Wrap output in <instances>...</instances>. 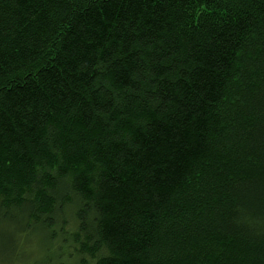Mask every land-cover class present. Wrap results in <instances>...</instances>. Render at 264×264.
Wrapping results in <instances>:
<instances>
[{
    "label": "trees",
    "instance_id": "obj_1",
    "mask_svg": "<svg viewBox=\"0 0 264 264\" xmlns=\"http://www.w3.org/2000/svg\"><path fill=\"white\" fill-rule=\"evenodd\" d=\"M0 222L6 264L32 228L50 264H264V0H0Z\"/></svg>",
    "mask_w": 264,
    "mask_h": 264
},
{
    "label": "rangeland",
    "instance_id": "obj_2",
    "mask_svg": "<svg viewBox=\"0 0 264 264\" xmlns=\"http://www.w3.org/2000/svg\"><path fill=\"white\" fill-rule=\"evenodd\" d=\"M3 230L4 231L11 230L13 232L12 229L5 226V223L0 222V231H3ZM30 230H33V231L30 233L27 240L25 241V239H22L21 242L19 241L17 243L18 250H20V251H16V250L14 251L15 254H18L21 256L19 257L18 260L15 259L13 262L8 263V264H35L34 260H32L31 258H27L25 256H26V254L28 255V253H30V252H36V251H39V255L37 253L34 254V256L39 257V259L36 258V260H37L36 262H38L40 260L41 262L39 261V264H50L47 261V256H51V255L54 256V254L56 253L55 251L57 250V247H55V245L53 246V249L50 248V246L46 247V245L49 244V238L47 237V234L44 232V230H38L35 228H32ZM44 238H47V239H44ZM12 247H13L12 244L9 245L8 250H10ZM45 248H47V249H45ZM60 249H62V248H60ZM21 250L23 252H21ZM63 253L65 254V255L63 254V259H64V258H66L67 253L66 252H63ZM6 257H7V253L0 246V264H6ZM52 259L53 260L51 261V263L54 262L55 257ZM7 261H9V260L7 259ZM68 261H70V260H68ZM55 262H54V264H55Z\"/></svg>",
    "mask_w": 264,
    "mask_h": 264
}]
</instances>
